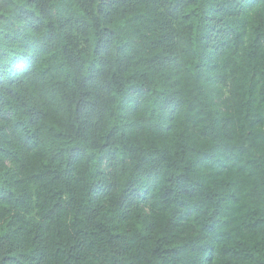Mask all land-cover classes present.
<instances>
[{
	"label": "trees",
	"instance_id": "obj_1",
	"mask_svg": "<svg viewBox=\"0 0 264 264\" xmlns=\"http://www.w3.org/2000/svg\"><path fill=\"white\" fill-rule=\"evenodd\" d=\"M0 264H264V0H0Z\"/></svg>",
	"mask_w": 264,
	"mask_h": 264
}]
</instances>
